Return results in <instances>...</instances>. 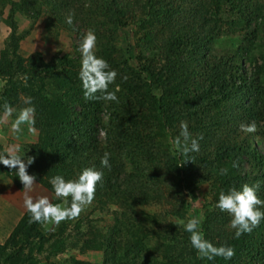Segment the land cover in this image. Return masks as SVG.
<instances>
[{
  "label": "trees",
  "instance_id": "obj_1",
  "mask_svg": "<svg viewBox=\"0 0 264 264\" xmlns=\"http://www.w3.org/2000/svg\"><path fill=\"white\" fill-rule=\"evenodd\" d=\"M35 5L55 14L61 10L65 18L57 21L70 30L78 26L72 31L79 40L81 29L92 30L96 56L118 73L109 85V91L119 86L118 102L86 101L79 79L81 55L8 61V66L26 67L24 74L29 70L27 89L24 78L13 84L15 100L21 94L31 98L36 128L60 136L62 145L51 138L40 154L46 159L55 155L64 176H79L85 168L101 171L98 197H115L123 205L161 203L171 194L172 200L185 199L184 191L189 197L202 184L211 187L215 205L221 191L239 190L244 184H258L257 196L264 201V150L248 141L251 133L240 129L254 122L255 134L264 139V5L253 0H33L27 7ZM226 9L231 18L227 24L242 30L247 46L212 54L214 42L224 35L221 16ZM69 15L71 26L66 22ZM260 15L262 22L252 20ZM57 82L65 93L75 89V97L54 101L49 88ZM77 87L82 92H76ZM5 102L11 101L5 96L0 106ZM181 121L199 142V151L187 156L174 144ZM100 148L110 154V167H102ZM222 169L227 173L222 175ZM202 207L198 228L204 238L217 247H232L241 257L202 259L190 243V233L178 237L169 224L172 230L167 225L162 237L174 243L173 253H167L173 263L264 264V220L250 234L236 238L231 232L216 242L227 213ZM38 233L34 224L24 226L20 235L28 241ZM3 250L0 246V255Z\"/></svg>",
  "mask_w": 264,
  "mask_h": 264
},
{
  "label": "rangeland",
  "instance_id": "obj_2",
  "mask_svg": "<svg viewBox=\"0 0 264 264\" xmlns=\"http://www.w3.org/2000/svg\"><path fill=\"white\" fill-rule=\"evenodd\" d=\"M32 1L5 0V4L0 2V101L6 96L11 101L9 105L15 109L8 122L0 125V153H5L6 149L15 145L18 147L17 154L21 158L35 157V162L28 167V173L35 175L37 179L28 195L33 200L46 196L52 203L64 204L65 201L55 198L50 180L57 175L63 176L65 180L76 179L78 176L74 174L70 178L64 176L63 170L59 169L60 163L55 160V155L52 159H46L40 154V150H43L44 145H48L51 138L62 145L59 135H52V132L46 135L44 131L36 128L35 124L31 132L28 130V125H23L20 133L14 134L11 131V122L19 110L29 106L23 102L27 98L26 95H18L15 100L16 92L13 84L21 82L24 77L28 80L29 70L24 74L26 67H18L17 64L8 66V61L15 63L17 57L27 59L33 55H40L44 61L64 54L74 59L79 58L81 54L75 48L79 47L88 28L80 30L79 40L77 33H73L79 28L78 26L70 25L72 31L57 21L60 17L65 18L61 10L55 14L47 11L46 8L40 10L37 5L31 9L27 6ZM253 2L256 5H264V0H253ZM221 18L224 20L222 24L224 35L214 42L211 53H222L232 49L233 46H247L242 30L230 23L227 24L231 19L227 9L223 11ZM252 20L259 23L261 15L254 16ZM95 50L94 48L96 55ZM252 54L258 59L257 51ZM248 63L246 61V65ZM257 63L259 64V60ZM23 89H27V86L23 85ZM49 89L54 101L65 103L66 100L75 97V89L65 93L60 82L52 83ZM76 92L82 91L77 87ZM36 119L35 113L34 120ZM101 133L100 138L103 139L104 135ZM45 139L47 140L44 141ZM248 141L264 150V139L258 137L255 132L249 135ZM100 150L105 153L102 148ZM37 157L40 158L38 162H36ZM245 160L244 158V168L247 165ZM15 171L0 164V246L4 248L0 255V264H10L12 259L19 262L18 264H28L35 260V264H139L140 262L175 264L167 256V253H173L174 243H169L162 237L166 233V226L168 225V229L172 230L169 224L174 225L178 230V237H181L185 233L184 225L189 219L199 221L203 219L205 208L202 206H207V211H213L215 208L211 187L208 184L196 188L189 197L184 191L185 199L172 200L171 194L161 203L145 206L135 203L123 205V201L115 197H98L95 191L92 204L85 207L76 219L63 221L59 225L30 223V215L24 207L23 185ZM70 203L69 197L67 204ZM169 204L173 205L169 206ZM226 217L227 223L226 225L222 223L220 226L221 230L219 236L215 238L216 242H220L224 234L228 238L231 232L235 234V229L229 227L231 216L226 214ZM34 224L40 236L28 241L24 240L20 235L21 230L26 225ZM171 237H167L168 240ZM17 242V246L12 247ZM239 257L241 252L233 256L236 260ZM246 258L243 257L242 260Z\"/></svg>",
  "mask_w": 264,
  "mask_h": 264
},
{
  "label": "clouds",
  "instance_id": "obj_3",
  "mask_svg": "<svg viewBox=\"0 0 264 264\" xmlns=\"http://www.w3.org/2000/svg\"><path fill=\"white\" fill-rule=\"evenodd\" d=\"M66 22L72 25L73 17L69 15ZM96 39L94 32L88 30L83 35L78 47L81 54L79 79L82 84L83 97L86 101L118 102L116 92L120 90L119 86L116 87L115 91H109V85L115 82L118 73L115 70H110L106 60L95 55L93 49L96 46ZM124 79L126 80L127 77L125 76ZM24 83L27 86V77H24ZM23 102L29 106L21 108L11 122V131L14 134L20 133L23 125H28L30 132L34 130L32 126L35 123V107L32 105L31 98H26ZM14 111L15 109L5 102L2 106V112H0V125L7 123L9 118L13 116ZM180 129L179 136L174 140L177 150L185 156L190 152H198L199 142L191 137L186 121H181ZM240 129L243 132L254 133L256 125L254 122L241 124ZM199 139H203V137L201 136ZM17 153L18 147L15 145L10 146L5 153H0V164L16 170V175L23 185V192L25 193L24 207L30 215V223L59 225L63 221L78 218L85 207L92 204L95 199L96 186L103 179L101 171L94 168H85L76 179L65 180L60 175L51 178L50 183L55 198L65 201L64 204L52 203L46 196L33 200L28 193L33 189L37 177L29 175L28 167L35 162V157L29 156L27 159H23ZM109 159L110 154L105 152L101 158L102 167H110ZM226 173L227 169L221 170L222 175ZM258 187V184L255 186L244 184L239 190L233 187L227 193L221 191L219 194L215 207L231 216L229 227L235 229L236 238H240L246 233L250 234L254 228L259 226L261 220H264V211L260 210L261 207H264V201L257 196ZM69 197L71 198L70 205L67 204ZM198 225V219H189L184 228L185 231L190 233V243L200 258L212 260L216 257H222L225 260H230L235 255V250L232 247L227 245L217 247L205 239Z\"/></svg>",
  "mask_w": 264,
  "mask_h": 264
}]
</instances>
